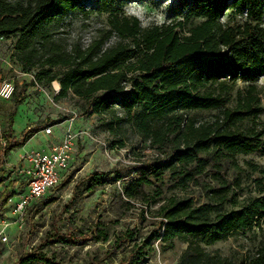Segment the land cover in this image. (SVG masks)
<instances>
[{"label":"trees","instance_id":"16d2710c","mask_svg":"<svg viewBox=\"0 0 264 264\" xmlns=\"http://www.w3.org/2000/svg\"><path fill=\"white\" fill-rule=\"evenodd\" d=\"M86 1L0 0V37H17L15 56L24 69L35 70L39 83L59 82L57 99H82L84 113L105 118L109 133L118 136L117 146L125 145L120 135L129 127L147 151L156 150L157 155L140 157L128 174L119 175L120 180L132 178L121 198L126 196L127 209L135 201L163 203L151 212L159 219L147 237L139 236L138 226H126L111 238L100 220L88 232L51 236L68 244L112 239L102 255L81 264H145L157 241L162 250L177 242L186 245L176 264H264V238L246 254L224 256L206 249L256 226L263 231L264 167L250 162L260 174L253 180L257 194L242 199L243 168L236 157L264 147V125L258 128L264 112L258 86L264 75V0H176L169 4L171 21L147 28L125 14L129 0H95L89 9L106 13L108 27L99 29L87 47L79 41L70 45L59 35L58 19L89 12ZM203 111L209 116H200ZM14 117L13 112L2 133L0 166L46 126L73 118L63 115L18 136ZM112 172L93 171L82 180H89L86 191L109 184ZM10 185L13 190L2 194L0 219L2 208L26 182L17 190L16 181ZM190 185L201 191L199 196L165 195L171 186L185 192ZM139 215L146 218L143 209ZM35 263L63 264L37 250L22 254L16 264Z\"/></svg>","mask_w":264,"mask_h":264},{"label":"rangeland","instance_id":"374dc122","mask_svg":"<svg viewBox=\"0 0 264 264\" xmlns=\"http://www.w3.org/2000/svg\"><path fill=\"white\" fill-rule=\"evenodd\" d=\"M174 1L176 0H170V3ZM86 2L89 9L95 0ZM170 3L167 0H129L124 4L123 10L126 14V8L138 5L144 8L146 17L153 13L164 12L165 22H169L172 20ZM165 4H167L166 8L163 7ZM231 12L232 9L226 11L223 22ZM107 17L106 13L101 14L90 9L86 13L70 12L64 18L58 19L59 35L70 45L79 41L87 47L99 29L108 27ZM151 23H155L154 19ZM16 39L15 36L0 37V86L4 81H10L14 85V94L10 99H4L0 95V145L4 142L2 133L8 128V118L13 112L17 132L48 120H57L63 115L73 116L61 124L52 125L51 133H44L43 130L40 132L47 136L51 144L61 141L67 130L76 134L77 138L70 169L65 172L62 183L43 197V202L34 200L24 215L15 212L14 202L9 201L2 208L4 216L0 219V264H16L22 254L33 253L36 250L48 257H56L63 264H81L90 262L96 255H102L110 247L112 234L116 229L138 226L140 237L149 236L156 228L155 223L159 219L154 218L151 212H156L163 200L152 206H146L143 201H135L134 208L127 209L123 202L127 198L126 196L121 198V189L132 178L127 176L124 180H120L119 175L128 174L130 166L136 164L140 157L144 159L146 156L157 155L156 150L147 151L144 147L145 143L141 142L136 132L129 127H125L120 135L125 139V145L117 146L114 141L118 136L109 133L106 119L95 113H84L87 103L82 99L72 97L57 99L60 85L57 87L55 83L59 84V82L41 84L35 77V70L24 69L15 56ZM258 83L264 107V75L260 77ZM239 87H244V83L239 82ZM209 113L203 111L199 115L207 117ZM262 125H264V112L258 120V128ZM50 142L33 140L25 148L19 147L9 153L4 164L0 166V202L2 194L7 189L13 190L10 185L13 180L16 181L14 190L24 182V168L28 164L26 156L34 151L31 149L42 148L39 146H46ZM236 158L243 168L241 198L256 195L253 180L260 174L252 170L250 162L264 167V147L246 155L239 154ZM93 171H113L112 180L107 185L97 186L90 193L85 188L89 180L86 183L82 180ZM20 192L24 191L18 190L17 193ZM165 192L166 196L183 195L186 192L199 196L201 191L190 185L185 192L172 186ZM203 200L204 197H201L198 201ZM30 209H33V213ZM142 209L145 211V219L139 215ZM99 220L104 222L111 232L108 242L88 236L90 238L85 242L68 244L58 242L51 236L53 232L67 234L74 229L88 232ZM263 238L264 223L263 231L256 226L252 231L233 235L206 249L212 253L220 252L224 256H232L234 252L246 254ZM154 247L155 252L145 264H176L186 245L177 242L172 248L162 250L161 243L157 241Z\"/></svg>","mask_w":264,"mask_h":264},{"label":"built area","instance_id":"2783aa9c","mask_svg":"<svg viewBox=\"0 0 264 264\" xmlns=\"http://www.w3.org/2000/svg\"><path fill=\"white\" fill-rule=\"evenodd\" d=\"M14 94V85L4 81L0 86V95L10 99ZM52 125L43 129L44 133L52 132ZM59 143L49 148L31 151L26 158L28 164L24 168L26 189L17 193L9 201L15 203V212L24 215L34 200L44 197L62 183L65 172L70 169L72 154L76 142V134L67 130ZM18 200H15V199Z\"/></svg>","mask_w":264,"mask_h":264},{"label":"clouds","instance_id":"9594fccd","mask_svg":"<svg viewBox=\"0 0 264 264\" xmlns=\"http://www.w3.org/2000/svg\"><path fill=\"white\" fill-rule=\"evenodd\" d=\"M167 2L170 3V0H167ZM163 7L166 8L167 4H165ZM125 11H126V14L128 15H135L141 21L142 28L149 27L153 19L156 25H163L165 23L164 12L153 13V15L146 17L144 8L138 5H133L131 7H128L126 8Z\"/></svg>","mask_w":264,"mask_h":264},{"label":"crops","instance_id":"0c3cea01","mask_svg":"<svg viewBox=\"0 0 264 264\" xmlns=\"http://www.w3.org/2000/svg\"><path fill=\"white\" fill-rule=\"evenodd\" d=\"M15 127H14V134L15 135H18V136H20L21 135V133H22V131H23V129L24 128H22V129H20V132H17V130H16V125H14ZM25 130V129H24ZM33 140H36V141H44V142H47V141H49L50 142V140L47 138V136H45V135H43V134H41V132H38V133H36L32 138H31V140L25 145V146H23V148H25L29 143H31V141H33ZM60 142V141H59ZM59 142H56V143H59ZM55 143V144H56ZM54 143H52L51 144V142H50V144H47L46 146H39V147H42V148H39V149H31V150H40V149H46L47 150V148H49L50 146H52ZM15 181V180H14ZM17 183H18V181H17ZM23 183H25V181L23 182ZM23 183H21V184H23ZM21 184H19V185H21ZM18 185V186H19ZM18 186H17V188L16 189H18ZM26 189V187L24 188V190ZM23 190V191H24Z\"/></svg>","mask_w":264,"mask_h":264},{"label":"bare ground","instance_id":"6f19581e","mask_svg":"<svg viewBox=\"0 0 264 264\" xmlns=\"http://www.w3.org/2000/svg\"><path fill=\"white\" fill-rule=\"evenodd\" d=\"M57 87H59V84L58 83H55Z\"/></svg>","mask_w":264,"mask_h":264}]
</instances>
